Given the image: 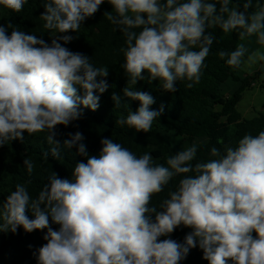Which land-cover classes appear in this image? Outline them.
Wrapping results in <instances>:
<instances>
[{
    "label": "clouds",
    "instance_id": "clouds-1",
    "mask_svg": "<svg viewBox=\"0 0 264 264\" xmlns=\"http://www.w3.org/2000/svg\"><path fill=\"white\" fill-rule=\"evenodd\" d=\"M26 3L0 0L13 12ZM103 3L43 0L44 28L62 34L50 44L11 22L0 25V146L23 140L25 133H47L51 147L45 158L60 159L61 146H75L76 154L86 157L76 162L71 179L53 171L35 198L26 184L17 183L0 204V232L47 229V242L34 253L37 264H180L197 245L208 264H264V131L245 134L223 154L212 147L214 159L195 163L196 143L160 164L151 154L137 156L111 138L100 141L99 154L88 153L80 132L70 133L63 144L55 139L57 126L82 117L81 106L97 110L95 93L109 87L97 79L108 76L107 67H96L87 55L64 46L74 39L67 33H77ZM107 3L111 11L103 16L124 37L121 67L128 84L145 79L144 73L167 92L177 90V81H190L188 88L198 84L215 40L208 29L214 28L236 32L240 41L234 50L217 53L229 67L264 62V51L249 49L253 37L264 47V3L257 0H244L242 10L233 0ZM123 95L139 101V107L116 123L148 133L163 107L151 110L154 97L145 91L126 87ZM112 100L121 104L116 94ZM23 165L31 175L34 162L25 158ZM176 176L182 178L175 190L154 205L153 196ZM180 226L191 229L183 243L161 239Z\"/></svg>",
    "mask_w": 264,
    "mask_h": 264
},
{
    "label": "trees",
    "instance_id": "trees-1",
    "mask_svg": "<svg viewBox=\"0 0 264 264\" xmlns=\"http://www.w3.org/2000/svg\"><path fill=\"white\" fill-rule=\"evenodd\" d=\"M257 2L264 3V0ZM42 3L43 0H27L20 12H13L0 5V25L7 26L11 22L18 30L34 34L50 44L54 36L62 34H53L44 28L45 21L41 15L45 9ZM233 3L238 4L239 10H242L244 0H233ZM105 11H111L107 0L92 17L83 22L77 33H67L74 39L64 45L65 47L87 55L96 67L108 68V76L97 79H105L109 87L102 94L95 93L99 95L97 110L92 111L81 106L83 115L80 119L67 127L57 126L55 139L61 144L70 138V133L80 132L84 137L82 143L89 154H99L102 148L100 141L111 138L137 156L147 152L153 156L155 162L166 164L169 156L196 143L198 151L196 160L193 161L195 163L214 159L210 155L212 147H217L223 154L226 146L235 147L245 134L257 135L264 131V110L247 118L238 109L245 90L255 83V79L264 70L259 69L255 74H249L242 67L233 69L217 55L221 50L235 49L240 42L236 32L225 34L219 28L208 29L215 36V40L204 61L200 82L188 88L186 85L190 81H177V90L167 92L162 90L158 80L149 82L147 73L143 74L145 79L138 80L135 85L128 84V77L121 67L124 57L120 48L123 46L124 37L103 16ZM8 34H11V29ZM258 47L260 45L255 43V37L251 38L250 52ZM244 59H247V54ZM126 87L151 94L155 101L150 106L151 110L159 111L163 107L160 117L156 118L148 133L136 132L127 125L120 126L116 123L117 119L126 118L129 111L134 112L139 107V101L130 100L123 95ZM78 94L82 96L83 90H79ZM113 94L120 96L119 106H115ZM46 135L47 133H38L29 136L25 133L23 140H13L0 146V204L15 190L17 183L26 184L30 195L35 198L53 171L60 178L71 179L76 162H86V157L76 154L75 146L72 149L61 146V158L58 160L50 154L45 158L44 153L51 147L46 141ZM25 158L34 162L31 175L24 168ZM181 178L174 177L163 192L153 196L152 203L159 206L168 197V192L175 190ZM49 221L50 226L58 230L59 225L52 223L50 217ZM190 231V228L180 226L171 235L174 240L183 243L185 235ZM46 232L47 229L28 233L22 228L16 234L0 232V264H37L34 253L47 242L43 239ZM180 264H208V261L203 259V251L197 245Z\"/></svg>",
    "mask_w": 264,
    "mask_h": 264
},
{
    "label": "rangeland",
    "instance_id": "rangeland-1",
    "mask_svg": "<svg viewBox=\"0 0 264 264\" xmlns=\"http://www.w3.org/2000/svg\"><path fill=\"white\" fill-rule=\"evenodd\" d=\"M54 38L55 36L52 39ZM258 48L264 51V47L260 46ZM242 69L246 73L255 74L259 69L264 70V63H245L242 65ZM238 109L242 112L243 116L247 118L253 117L257 115L259 111L264 110V72L255 79V83L250 88L245 90L243 98L238 104ZM166 238L173 239L171 234L170 237H161V239Z\"/></svg>",
    "mask_w": 264,
    "mask_h": 264
}]
</instances>
